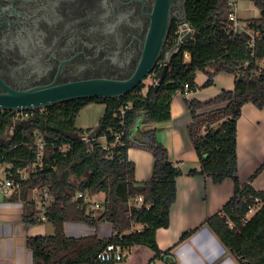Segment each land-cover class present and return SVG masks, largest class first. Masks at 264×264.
Wrapping results in <instances>:
<instances>
[{
	"label": "trees",
	"instance_id": "obj_1",
	"mask_svg": "<svg viewBox=\"0 0 264 264\" xmlns=\"http://www.w3.org/2000/svg\"><path fill=\"white\" fill-rule=\"evenodd\" d=\"M251 1L259 10L258 17L249 19L260 34L253 44L249 33L232 30L228 0H186L188 22L195 32L158 87L142 85L119 98H82L51 105L18 124L9 139L0 138V164L11 166L8 177L20 180L23 192L9 199L25 201L27 190L44 187L53 197L43 212L55 224V233L28 236L26 240L35 264H116L98 259L108 243L120 244L126 250L146 245L155 251L152 261L176 263L173 247H158L156 232L170 224V209L177 197L176 179L182 170L158 139L159 128L151 125L171 119L172 99L178 92L185 93L186 84L188 92L196 91L212 85L220 72L234 76V89H223L206 101L184 99L192 117L189 136L201 164L200 170L191 169L189 174L212 177L215 183L233 179V196L203 225L212 229L240 264H264V189L253 185L264 163L246 183L242 184L238 175L237 123L242 106L251 102L264 108V0ZM199 71L208 77L202 85L195 80ZM89 102L105 103V113L95 128H79L77 116ZM9 122L7 112L0 114V134ZM215 124L220 126L217 132L212 128ZM37 134L45 141L40 159ZM130 147L153 154L148 180H135L136 165L127 155ZM32 164L36 165L29 177L19 178L17 171ZM100 192L105 193L102 211L98 215L87 213L83 197L77 195ZM140 196L143 201L138 205L135 199ZM24 219L32 224L39 216L35 212L25 214ZM68 220L93 226L109 222L113 235L108 239L67 236L63 225ZM135 224H143V228L132 231ZM198 228L183 232L178 242Z\"/></svg>",
	"mask_w": 264,
	"mask_h": 264
},
{
	"label": "crops",
	"instance_id": "obj_2",
	"mask_svg": "<svg viewBox=\"0 0 264 264\" xmlns=\"http://www.w3.org/2000/svg\"><path fill=\"white\" fill-rule=\"evenodd\" d=\"M207 78L205 73L199 71L195 80L198 85H202ZM234 83L235 78L232 74L220 72L215 75L210 86L192 92L176 93L170 106L171 119L151 125L159 128L158 139L168 149L175 166L182 170V174L176 179L177 197L170 209V224L168 227L158 228L156 232V241L161 250L173 247L175 264H240L212 229L203 225L206 218L218 213L233 196L235 185L232 178L215 183L212 177L189 174L191 169L200 170L201 164L189 136L188 125L192 117L184 101L185 97L209 100L223 89H234ZM105 110V103L89 102L80 110L76 126L83 129L95 128ZM212 128L217 132L220 126L215 124ZM237 129L238 175L243 184L248 182L264 163V108L260 109L251 102L245 103ZM11 136L12 132L9 133L7 128L0 134V138L4 140ZM127 155L136 165L135 180L137 182L148 180L152 174L153 154L145 149L130 147ZM35 165L19 169L17 171L19 178L27 179ZM10 167L0 164V170L6 171V177ZM263 176L264 170L253 181V185L258 189H264ZM72 179L77 180L75 176ZM21 191L22 188L13 195L23 194ZM87 196L92 202L103 204L105 200L104 192ZM43 197L39 188L27 190L25 201L9 199L10 196L0 193V264H35L33 252L26 244L27 237L55 233L53 222L40 219L44 214L43 208L47 205L44 204ZM101 211L97 210L95 215ZM35 212L38 213L39 221L27 223L24 215ZM63 226L65 234L71 237L97 235L102 239H108L113 235V226L109 222L93 226L68 220ZM197 227H199L197 231L188 239L178 242L183 232ZM142 228L143 224H135L132 231ZM154 256L155 251L149 246L135 245L127 249L124 260L116 264H168L162 260L152 261Z\"/></svg>",
	"mask_w": 264,
	"mask_h": 264
},
{
	"label": "flooded vegetation",
	"instance_id": "obj_3",
	"mask_svg": "<svg viewBox=\"0 0 264 264\" xmlns=\"http://www.w3.org/2000/svg\"><path fill=\"white\" fill-rule=\"evenodd\" d=\"M185 11L186 0H0V93L93 78L124 81L154 56L125 95L159 86L163 68L189 40L179 44Z\"/></svg>",
	"mask_w": 264,
	"mask_h": 264
},
{
	"label": "water",
	"instance_id": "obj_4",
	"mask_svg": "<svg viewBox=\"0 0 264 264\" xmlns=\"http://www.w3.org/2000/svg\"><path fill=\"white\" fill-rule=\"evenodd\" d=\"M180 23L182 24L183 31L179 38V44L182 45L193 36L195 31L190 29L186 11ZM161 43L160 41L155 52L156 54L161 47ZM154 57L135 76L124 81L109 78H93L60 85H42L27 90H15L7 87L6 92L0 93V108L4 110L40 109L75 98H119L133 90L148 74ZM167 69L168 65L163 68L160 81L164 78Z\"/></svg>",
	"mask_w": 264,
	"mask_h": 264
},
{
	"label": "built area",
	"instance_id": "obj_5",
	"mask_svg": "<svg viewBox=\"0 0 264 264\" xmlns=\"http://www.w3.org/2000/svg\"><path fill=\"white\" fill-rule=\"evenodd\" d=\"M251 7L255 6V3L251 0ZM239 0H228V5L230 7L229 12V19L231 21V28L235 33H249L251 35V43L253 44L254 38L256 36H259V32L255 31L250 26V18H246L245 20L242 19V17L239 16L240 7H239ZM256 17V16H254ZM190 29L195 31L194 28L190 26ZM193 37V36H192ZM191 37V38H192ZM190 54L188 52L185 53V57L189 58ZM164 66V62H160L158 64V71L157 74L162 70ZM185 93H187L188 84L185 85ZM45 108L40 109H21V110H4L0 108V114L7 112L8 117L10 119L9 124L7 125V130L10 128L11 132L13 134L14 130L16 129L17 125L20 123H24L31 118H33L37 111H43ZM124 110H122L123 114ZM118 138V137H117ZM36 144L38 146L39 150V159L41 158V154L44 149L45 141L43 136L40 134H37V140ZM21 189V181L16 179L15 176L12 177H6L5 179L0 178V193H2L5 196H10L13 193L19 191ZM41 192L43 194V202L44 204H50L53 200V197L50 195L48 187H44L41 189ZM77 197H83L84 204L86 205V211L87 213L97 214V210L103 209V204L99 202H92L90 201V198L87 195H83V193H79ZM136 203L140 205L143 201V198L140 196L135 199ZM253 209H251V212ZM42 221H46L47 217L45 214H43L40 218ZM126 254V249L122 247L120 244L116 243H108L106 246L98 253V259L101 261H114L115 263L121 262L124 260Z\"/></svg>",
	"mask_w": 264,
	"mask_h": 264
},
{
	"label": "rangeland",
	"instance_id": "obj_6",
	"mask_svg": "<svg viewBox=\"0 0 264 264\" xmlns=\"http://www.w3.org/2000/svg\"><path fill=\"white\" fill-rule=\"evenodd\" d=\"M239 7H240V12H239V16L242 17V19H246L249 17H258L259 16V10L256 7H251V2L249 0H239ZM186 59V58H185ZM146 89H144V92H146ZM8 132H11V129H8ZM0 178L1 179H5L6 178V171L3 169L0 170ZM262 180L264 181V176L262 178ZM256 209V207L254 208V210L252 212H254Z\"/></svg>",
	"mask_w": 264,
	"mask_h": 264
}]
</instances>
